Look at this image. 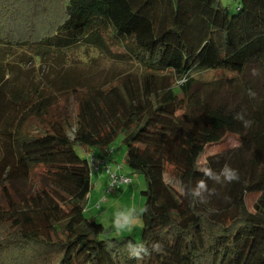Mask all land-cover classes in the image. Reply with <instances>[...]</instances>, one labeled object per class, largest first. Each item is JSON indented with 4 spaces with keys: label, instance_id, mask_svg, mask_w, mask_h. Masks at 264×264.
Returning <instances> with one entry per match:
<instances>
[{
    "label": "trees",
    "instance_id": "1",
    "mask_svg": "<svg viewBox=\"0 0 264 264\" xmlns=\"http://www.w3.org/2000/svg\"><path fill=\"white\" fill-rule=\"evenodd\" d=\"M79 49L134 72L91 85L71 62ZM226 134L238 145L199 167ZM119 135L145 182L138 240L84 214L89 160L74 147L107 156ZM6 182L27 186L0 207V264H264V0L234 12L219 0H0Z\"/></svg>",
    "mask_w": 264,
    "mask_h": 264
},
{
    "label": "rangeland",
    "instance_id": "2",
    "mask_svg": "<svg viewBox=\"0 0 264 264\" xmlns=\"http://www.w3.org/2000/svg\"><path fill=\"white\" fill-rule=\"evenodd\" d=\"M222 7L229 10V12H234L239 0H219ZM76 56H71V62L78 64L77 71L82 73V76L88 80V83L94 86H104L107 84H115L120 77L134 72L133 65H124L115 59H108L99 56L95 51L88 50L86 54V60L81 61L83 58L84 50H75ZM63 71L62 65L59 66ZM58 67L56 68L57 72ZM44 73L51 76L52 68L45 66L43 68ZM222 71L208 72L204 75V78H210L214 76L222 75ZM202 75L198 76V79L203 78ZM66 101H69V109L72 113L76 112V105L74 104V96L69 97ZM66 102L62 100L57 107L51 111V115L56 117L57 113L62 109V106ZM56 115V116H55ZM35 127V123L28 129L31 131ZM71 137V133H69ZM121 135H119L115 141L110 145V156L112 161L110 164H105L104 166L99 163V158L95 156L94 164L100 168L99 172L101 176L107 178L105 182L106 191L110 186V180L108 178V173L106 172V166H109L108 171L112 173H117L118 176H128L130 183H117L110 192H106L104 195L106 202H101V198L98 197L100 202L99 208H95L94 203H92V209L90 211L85 208L84 214L87 218H94L98 220L107 230V236H130L135 240L140 238L141 234V222L140 213L144 204V198L141 196V190L145 186L144 179L141 175L131 174L129 170L124 166L125 157V146L121 142ZM238 145L237 138L233 134H226L224 138L213 145H209L205 148L204 153L198 160L199 167L203 168L206 162V158L209 155L219 153L228 149H232ZM74 150L81 158L85 157V151L82 147L75 146ZM113 151V154L111 153ZM94 152V151H93ZM112 154V155H111ZM92 157V155L90 156ZM98 170V169H97ZM97 170L90 169V184L98 179ZM41 167L35 168L31 175V182L35 186L41 185ZM166 181L170 182V179L166 177ZM27 184L22 183L18 185H12L9 182L0 184V207L8 206L9 204H14L20 201L21 191L26 193ZM29 186V185H28ZM93 196H98L97 190H94ZM257 199V194H247L245 196V203L249 211L253 212V204ZM137 222V223H135Z\"/></svg>",
    "mask_w": 264,
    "mask_h": 264
},
{
    "label": "crops",
    "instance_id": "3",
    "mask_svg": "<svg viewBox=\"0 0 264 264\" xmlns=\"http://www.w3.org/2000/svg\"><path fill=\"white\" fill-rule=\"evenodd\" d=\"M92 153L96 157L99 158L98 160H99L100 165L102 164L104 166L106 163L110 164V161H112L110 154L105 156V155H102L100 152H91L90 151V152H87L85 155L87 158H90ZM111 153L113 154V151ZM99 156H103L104 159L100 158ZM94 162H95V160H94ZM99 170H100V168H98V170H97L98 179L91 186L90 191L87 195V200L85 202V208L87 207L86 209H88L89 211H90V209H92V203H94L95 208H99L100 202L97 201L98 197L101 198V202H103V203L106 202L104 195L106 194V192H108V191H106V188H105V182H106L107 178H104L103 176H101L100 175L101 172H99ZM94 190H97L98 196H93ZM257 197H258V194H257ZM84 211H86V210L84 209ZM135 223H137V222H135Z\"/></svg>",
    "mask_w": 264,
    "mask_h": 264
},
{
    "label": "built area",
    "instance_id": "4",
    "mask_svg": "<svg viewBox=\"0 0 264 264\" xmlns=\"http://www.w3.org/2000/svg\"><path fill=\"white\" fill-rule=\"evenodd\" d=\"M88 160H89V167H90V169L92 168V169H95V170H97L98 169V166H97V164L95 165L94 164V159H93V157H90V158H88ZM108 169H109V167H106V172H109L108 173V178H109V180H110V186H109V188H108V192H110L111 191V189L113 188V186H115L117 183H124V184H127V183H129L130 182V179L128 178V177H126V176H118L117 175V173H112V172H110V170L108 171Z\"/></svg>",
    "mask_w": 264,
    "mask_h": 264
},
{
    "label": "clouds",
    "instance_id": "5",
    "mask_svg": "<svg viewBox=\"0 0 264 264\" xmlns=\"http://www.w3.org/2000/svg\"><path fill=\"white\" fill-rule=\"evenodd\" d=\"M222 174L227 181H233L238 179V175L235 170L228 169L227 167L222 170ZM203 183L200 184V187H203ZM155 247H159V245H156Z\"/></svg>",
    "mask_w": 264,
    "mask_h": 264
}]
</instances>
